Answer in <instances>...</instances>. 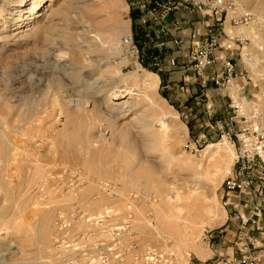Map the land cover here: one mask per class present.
Masks as SVG:
<instances>
[{
    "label": "rangeland",
    "instance_id": "1",
    "mask_svg": "<svg viewBox=\"0 0 264 264\" xmlns=\"http://www.w3.org/2000/svg\"><path fill=\"white\" fill-rule=\"evenodd\" d=\"M33 1L0 0V135L5 132L13 148L9 158L0 157V216L12 218L18 243L26 235L34 238L42 220L48 221V252L39 254L38 247L32 245L23 255L16 256L14 263L36 260L42 264H90V257L81 256L80 252L94 242L95 225L100 227L102 221L107 226L112 221L120 226L128 223L131 232L124 235L125 243L138 242L144 247L166 250L152 241L148 221L153 227L159 225L175 247L174 241L182 242L177 216L191 213L200 221L207 202L216 205L213 219L222 218V209L225 220L200 229L193 244L212 250L209 237L226 226L229 216L231 204L223 194L222 182L235 157L233 152L216 170L218 158L206 154L210 144L225 141L234 151L232 143L223 140L214 129L215 118L198 124L186 120L165 100L160 81L155 91L146 93L140 78L147 73L159 75L162 49L140 37V41L135 39L138 58L123 53L118 41L130 34L134 17L130 0H43L37 10L30 12ZM230 8L233 13L249 14L252 19L248 26L225 24V34L243 39L232 51L237 74L230 94L246 111H254L264 120V0H230ZM42 22L50 27L45 40L16 35ZM96 34L109 40L101 44ZM243 54L253 58V63H246ZM117 86L131 87L139 96L127 98V107L113 106L109 95ZM62 99L79 102L86 111H75L72 104L68 109ZM158 108L172 117L174 138L152 147L140 136L139 126ZM102 121H113L117 136L119 130L132 126L123 144L128 148H118L120 153L136 157L139 163L146 161L142 164L144 170L179 185L174 199L166 198V188H160L153 180H132L123 164L112 167L116 158L103 160L100 168L92 165L91 158L95 156L82 138L88 126L92 128L88 131L91 138L97 137L95 126L106 124ZM229 131L236 132L235 126ZM130 143L134 152L127 153ZM188 166L198 167L208 176L196 177ZM105 171H112V177L104 176ZM199 179L201 185H192ZM210 252L208 258L213 257ZM206 260L191 254L192 264Z\"/></svg>",
    "mask_w": 264,
    "mask_h": 264
},
{
    "label": "built area",
    "instance_id": "2",
    "mask_svg": "<svg viewBox=\"0 0 264 264\" xmlns=\"http://www.w3.org/2000/svg\"><path fill=\"white\" fill-rule=\"evenodd\" d=\"M140 6L154 22L161 23L171 13L184 10L189 13L197 12L202 17L217 15L218 19L206 26V34L199 46L187 54L188 65L194 75L199 94L207 99V89L211 84L214 90L225 100L220 104L221 115H212L215 118L214 129L221 138L232 143L234 148V161L227 177L222 182L223 189L234 192L242 197L246 189L256 190L260 181H264V120L256 116V112L249 113L237 99H233L230 90L236 75V62L229 55L234 47L241 45L243 39L238 36L225 34V24L229 26H248L251 16L243 13H233L230 9V0H140ZM224 37V38H223ZM221 38L224 44L221 45ZM119 46L123 53L129 57L138 58L139 49L133 35L119 38ZM171 59L170 64L174 65ZM206 107V111L211 110ZM235 126L236 132H230ZM257 184V185H256ZM256 187V188H255ZM259 209L255 207L248 216L239 217V229L234 242L235 255L232 258H221L219 264H256L251 253L255 239L246 234L243 227L247 224H256ZM122 227V229H120ZM129 224L112 226V237L109 241L98 239L92 248L97 256H90L88 248L83 250L81 256H89L90 264H175L171 254L160 252L154 248L142 253L133 254L131 262H126L127 255L137 251V243L132 242L127 247H120L117 236L127 233ZM126 229V230H125ZM105 232L98 229L97 232ZM87 252V253H86Z\"/></svg>",
    "mask_w": 264,
    "mask_h": 264
},
{
    "label": "bare ground",
    "instance_id": "3",
    "mask_svg": "<svg viewBox=\"0 0 264 264\" xmlns=\"http://www.w3.org/2000/svg\"><path fill=\"white\" fill-rule=\"evenodd\" d=\"M42 1L43 0H34L33 3L31 4V7L29 8V11L33 12V11L37 10L40 6L39 3H41ZM68 5H69V7H71L70 3ZM50 10H51V8H49L48 11H50ZM49 31H50V27L48 25L46 26V24L42 22V23H37L33 27L27 28L24 31L22 30V32L20 31L16 35L22 34L21 37H26V38L33 36L35 39L43 41L47 38V34L49 33ZM27 32H29V33H27ZM92 36H94V35H92ZM95 37H97V39L99 41H101V44H105L109 40L108 37H101L99 34H96ZM243 59L246 63H250V64H252L254 61L253 58L248 57V55H246V54H243ZM140 83H141L142 87L144 88V90H146V93H147V91L148 92L153 91V90L155 91L157 86H158V83H159V78L157 75H155L153 73H147L143 77L140 78ZM149 94H150V92H149ZM133 96H139V94H137V92H135V90H133V88L128 87V86H117L114 88L112 93L109 95V99H110L109 102H111V104L113 106H121L122 105V106L127 107L128 106L127 104H129L127 100L132 99ZM141 97H143V96H141ZM121 100H123V101H121ZM62 101L64 102V106L68 107V109L70 108V105L72 104L71 106L75 107V111L76 110L81 111V112L86 111L85 105H82L79 102H74L73 100L65 102L64 99H62ZM148 111H150V110H148ZM136 119L141 120L138 117ZM144 119H142V121H140V126H139L140 132L139 133H140V136L145 137V140H146L148 145H150L152 147L153 146H159L161 144V142H164L165 140H167L169 138H174V135H173L174 123H171V122H173L171 120L172 117L169 115V113L165 112V110H163V108H162V110L161 109L152 110L150 112V115L148 114ZM112 122L113 121H109L106 123V121H105L103 123H106V124H102V123L97 124L95 126V128H96V131L98 132V136L94 137L93 139L88 134V131H90L92 128L88 126L85 129V133L83 134V138H82V143H85L87 149H89L90 151H93L92 154H94L95 157L94 158L92 157L93 160L91 158L92 165L99 167V163L102 162L103 160L108 159V158L109 159L116 158L115 159L116 161L112 160V162H113L112 167L123 164L125 166V169H128V176H130L132 180L136 181V180L144 179V178L150 179L151 181L153 180L157 183L156 185H158L160 188H162V189L164 187L166 188L167 194L165 195V197L167 196L168 199H171V200L174 199V195L180 189L178 187L179 185L176 186L175 182L168 183L167 181H164L163 179L155 177L154 176L155 174L153 175L149 172L150 170L149 171L144 170L142 164L145 163L146 161L145 162L140 161V163H139V162H136V160H137L136 157L135 158L134 157L129 158V157H125V154L122 155L120 153L118 148H120V147L122 148L125 141L129 138L132 126H127L123 129H121V131L119 130V136H117L116 125H115V123H112ZM157 126H158V128H157ZM132 143L129 144L130 150H128L127 153L132 152V150L134 152ZM11 145H12V143L10 142V138L8 137V135L5 132H3L0 135V157L1 158H9L10 157V154H11L12 149H13V148L11 149ZM126 147L124 146L123 148L125 149ZM213 148H216V150H213ZM125 150H127V149H125ZM125 150H124V152H125ZM205 152L208 155H209V153H212L213 158H215V157L218 158V165H216L214 167V169L220 170L222 167H220L219 164L221 162L226 163L228 158L232 157L234 151H233L232 147H230L228 142L225 141V142L218 143V144H210L208 147H206ZM132 156H134V155H132ZM164 156L166 157V159L167 158L169 159V157L166 154ZM33 169H34V172H37V171H35L36 170L35 166L33 167ZM96 169L98 170V168H96ZM188 169L190 171H193V175L196 177L202 178L205 175L208 176L206 174V172H203V170L200 171V168H198V167L188 166ZM101 172H103V170ZM112 173H113L112 171H108L105 173L104 176L112 177ZM199 182H200V179L194 181L192 183V185L196 186V185H198ZM200 185H201V182H200ZM197 187H199V186H197ZM11 193H12V191H11ZM189 194H190V192H189ZM177 195H178V193H177ZM165 197H164V199H165ZM178 197H180V195ZM177 199L178 198L176 197V201H178ZM100 200H101V198H100ZM98 202H100V201H98ZM204 202H205V200H204ZM206 204H207V206L204 205L205 206L204 210L201 212L202 213L201 214L202 219L200 218V221H198L199 219L197 220L196 217L194 218L189 211L188 212L190 214H188L187 217L186 216L183 217L182 211L180 213L182 215V218L177 216L178 221L176 222V224H177V228L179 227L178 225H180V227H181V228L179 227L180 229L178 228V230L182 231V240H181L182 242L174 241L173 245H175V247L171 246L170 243L173 240L170 239L166 235L165 232H163V229L159 225H157L156 227H153V225L150 224L148 221V224L146 226H148V228L152 230V233H153V236L151 238L152 241H154V243H156L157 245H159L163 249H166L169 251L159 250L156 248L155 249L160 251V252L171 254L175 259L174 260L175 264H192L191 254H193L194 257L196 259H199V260H205L208 256H211V252L208 249H203V248L201 249L200 247L196 246L193 243H194L197 232L201 231L200 229H204L205 227H214V226H217V225H220L221 223H223V221L225 220L224 219L225 218V211L221 209L219 212V214L222 215L221 216L222 218L219 217L220 219H217V218L213 219L215 217V215H213V214H215L216 205H211V203L209 204L208 202ZM186 207H188V206H186ZM107 210H109V209H107ZM178 212H180V210H178ZM188 212H186V213H188ZM106 215H111L112 217H114V219H116L115 217H117L112 213H108ZM197 216H198V214H197ZM102 219H104V218H102ZM94 221L97 222V221H99V219L94 220ZM47 222H46V220H42V222L39 225L40 226L39 230L37 231L38 233L36 234V236L34 238L33 237L30 238L29 236H27L25 234L26 236H24L23 239L21 238L22 239L21 242L18 243L17 239H19V238L17 236L18 235V233L16 231L17 228L15 229L14 227H12V224H13L12 218L3 219V217L0 216V264H15L14 258L18 255H23L25 253V250L32 245H36L38 247V253L39 254H45L46 252H48V243H47V231H48L47 227L48 226H47ZM102 222L103 223L100 225V227L95 225V228H97V230L98 229H105L106 231L105 232H102V230L100 232L96 231L97 233H95V235H94V240H93L94 242L92 244L90 243L88 245L91 247V250H88L91 253L90 254L91 258H92V256H94V257L97 256L98 251L95 248H92L95 245V242L98 239H104L106 241H109L112 237L110 228L112 226H116V225L120 226L118 223H116V221H114V222L112 221L109 226L104 224V221H102ZM125 224H128V223H125ZM125 224H123V225H125ZM200 225H201V227H200ZM146 226H145V228H146ZM140 227H142V226H140ZM120 229H122V227H120ZM127 229H128L127 230L128 232H131L130 226L127 227ZM138 229H140V228L138 227ZM142 229H144V228H142ZM136 231H137V229H136ZM138 231H140V230H138ZM145 231H146V229H145ZM125 234L126 233L117 236L116 240L118 241V244L120 245V247H127L128 244L131 243V242L125 243L123 241L125 238L124 237ZM135 243L138 244L137 245L138 250L133 251L132 253H129L127 255L128 260L126 262H131L130 259H131L133 254L142 253V252H145L149 249H152V248H148L147 246L144 247L143 245L139 244L138 242H135ZM88 246L85 245V247H87V248H88ZM67 247H68V249L70 248L69 246H67ZM68 249L65 247V248H63V251L66 252ZM81 252H83V250H81ZM177 257H178V259H177ZM82 261H83V259H82ZM25 264H42V263H36V260H32V261L30 260V261L26 262ZM111 264H116V262H111Z\"/></svg>",
    "mask_w": 264,
    "mask_h": 264
},
{
    "label": "crops",
    "instance_id": "4",
    "mask_svg": "<svg viewBox=\"0 0 264 264\" xmlns=\"http://www.w3.org/2000/svg\"><path fill=\"white\" fill-rule=\"evenodd\" d=\"M129 2L134 14L129 35H133L138 41L141 38L151 41L155 47L162 49L160 69L157 72L161 88L166 94L165 100L170 101L172 107L177 108L186 120H193L197 124L205 122V119L209 122L212 120V115H221L219 106L225 99L219 96L211 84L207 89V99L199 94L197 81L190 71L187 58V54L199 46L204 39L206 26L217 20L218 16L202 17L197 12L189 13L179 10L171 13L161 23H156L142 11L140 7L143 4L142 1L130 0ZM224 42L221 38V45ZM235 48L236 46L232 51ZM232 51L229 55L234 57ZM171 59L175 60L174 65L170 64ZM205 105L211 106V110L204 111ZM197 106L202 109L198 111ZM258 183L259 187L256 190L246 189L242 197L223 189L226 201L231 204L228 206L229 216L226 226L220 232L210 235L212 249L210 251L213 257L208 258V256L202 264H217L219 259L232 258L235 255L234 242L239 229V217L250 215L255 207L259 209L257 222L254 225L247 224L243 227V231L255 239L251 253L256 264H264V181Z\"/></svg>",
    "mask_w": 264,
    "mask_h": 264
}]
</instances>
